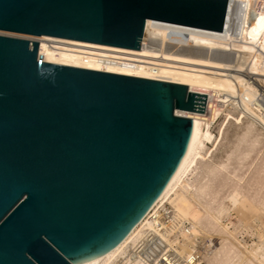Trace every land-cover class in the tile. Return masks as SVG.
I'll return each mask as SVG.
<instances>
[{
	"label": "water",
	"instance_id": "obj_1",
	"mask_svg": "<svg viewBox=\"0 0 264 264\" xmlns=\"http://www.w3.org/2000/svg\"><path fill=\"white\" fill-rule=\"evenodd\" d=\"M226 0H0V264L119 245L186 155L206 95L46 62L40 35L141 48L147 19L221 30Z\"/></svg>",
	"mask_w": 264,
	"mask_h": 264
},
{
	"label": "bare ground",
	"instance_id": "obj_2",
	"mask_svg": "<svg viewBox=\"0 0 264 264\" xmlns=\"http://www.w3.org/2000/svg\"><path fill=\"white\" fill-rule=\"evenodd\" d=\"M226 3L221 30L147 19L139 50L40 35L46 62L184 84L206 95L203 113L176 109L197 126L149 212L114 249L80 264H264V195L249 194L244 176L228 170L230 155L239 151L244 162L264 144V0ZM220 116H234L241 131L236 149L212 160L206 146ZM244 234L256 241L248 245L239 239ZM214 235L219 243L206 244Z\"/></svg>",
	"mask_w": 264,
	"mask_h": 264
},
{
	"label": "rangeland",
	"instance_id": "obj_3",
	"mask_svg": "<svg viewBox=\"0 0 264 264\" xmlns=\"http://www.w3.org/2000/svg\"><path fill=\"white\" fill-rule=\"evenodd\" d=\"M234 116L229 119H224L223 116H220L215 120L214 123H212L211 130L214 134V137L213 140L206 146V149L208 147V157H210V159H223L225 158L226 154H230L232 150L236 149V134L241 130L238 128L237 123L234 121ZM245 145V142L241 143V147L239 148V150H242ZM238 152L239 151H236L235 154L230 155L228 170L231 172L234 170H238L237 173H240L244 176L242 187L245 188L249 192V194L253 195L255 191L259 189L260 194L263 196L264 144H258L244 162H241L237 158ZM225 176H227L226 173L220 175L216 179V185H218V183H220ZM216 237L218 236L214 235L210 238V240L209 238H206L205 243L210 244L211 242H213L214 245L218 244L219 239ZM242 238H246L245 240L248 245H251L254 241H256L255 236L252 235H239V239ZM203 245V243H200L199 247L202 248Z\"/></svg>",
	"mask_w": 264,
	"mask_h": 264
},
{
	"label": "built area",
	"instance_id": "obj_4",
	"mask_svg": "<svg viewBox=\"0 0 264 264\" xmlns=\"http://www.w3.org/2000/svg\"><path fill=\"white\" fill-rule=\"evenodd\" d=\"M146 258H147V255H146Z\"/></svg>",
	"mask_w": 264,
	"mask_h": 264
}]
</instances>
